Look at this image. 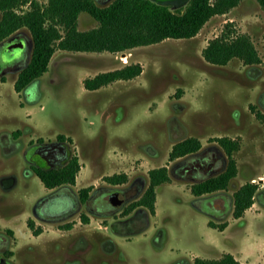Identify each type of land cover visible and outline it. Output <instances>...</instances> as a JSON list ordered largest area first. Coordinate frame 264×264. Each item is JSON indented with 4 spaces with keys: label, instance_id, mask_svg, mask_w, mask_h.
Returning a JSON list of instances; mask_svg holds the SVG:
<instances>
[{
    "label": "rangeland",
    "instance_id": "374dc122",
    "mask_svg": "<svg viewBox=\"0 0 264 264\" xmlns=\"http://www.w3.org/2000/svg\"><path fill=\"white\" fill-rule=\"evenodd\" d=\"M95 1L104 6L112 0ZM98 25L88 12L79 14L78 29ZM226 28L249 35L261 62H209L203 49ZM13 39L29 43V62L30 29L16 30L0 46ZM133 62L142 64L140 75L85 88V78ZM0 63V257L11 264H194L197 256L230 252L245 264H264V9L258 0H241L212 16L190 38L124 52L57 48L47 71L21 91L15 89L20 69ZM60 135L68 157L77 155L81 165L68 188L77 203L62 219L40 217L34 212L38 200L57 187L44 185L25 153L34 143ZM223 135L240 143L233 153L237 175L227 189L196 197L194 182L227 167L228 156L215 140ZM189 136L199 137L202 148L170 159L173 144ZM159 166L168 167L170 180L156 188L155 213L145 209L148 224L124 221L129 203L113 212L105 206L110 212L104 214L80 200L83 187L90 186V194L99 190L100 196L109 188L135 191L143 185L138 199L149 185V170ZM114 173L127 174V180L110 183L106 176ZM248 181L258 190L252 206L237 218L233 193ZM210 221L227 225L221 230Z\"/></svg>",
    "mask_w": 264,
    "mask_h": 264
},
{
    "label": "trees",
    "instance_id": "16d2710c",
    "mask_svg": "<svg viewBox=\"0 0 264 264\" xmlns=\"http://www.w3.org/2000/svg\"><path fill=\"white\" fill-rule=\"evenodd\" d=\"M241 0H189L186 6L172 8L171 5L153 0H112L107 5H99L95 0H48L42 4L38 0H0V42L22 27H28L32 34V54L29 63L20 71L15 89L21 91L35 78L48 69L51 57L57 48L75 51L124 52L137 46L161 42L168 38H190L195 36L204 24L214 15L229 11ZM264 9V0H258ZM27 6L26 8H24ZM83 11L93 16L99 25L89 30L78 29V17ZM204 57L214 64H227L239 58L246 64L261 62V56L252 39L246 33L224 29L221 35L211 39L203 49ZM143 66L140 62L125 64L122 67L102 71L84 79L85 88L95 90L120 79H131L140 75ZM59 138L65 140L64 135ZM215 140L225 150L228 164L225 170L215 176H208L194 182L191 191L196 197L228 188L237 175L238 166L233 155L239 149L238 140L227 136H217ZM202 142L197 136L183 138L173 144L170 159H177L198 152ZM81 168L77 155L68 157L62 165L33 166L35 173L47 188H69L76 183ZM110 183L127 180V174L114 173L106 176ZM149 185L143 194L125 209L130 213L136 207H144L155 213L156 188L170 180L167 166L149 170ZM90 186L79 190V197L85 202L90 197ZM258 185L252 181L242 184L233 193V215L241 217L254 203ZM86 222L88 217L82 215ZM29 226L38 234L40 228ZM212 227L223 230L209 222ZM69 223L65 227H71ZM194 264H245L233 253L226 252L220 258L195 257Z\"/></svg>",
    "mask_w": 264,
    "mask_h": 264
},
{
    "label": "flooded vegetation",
    "instance_id": "af4514ba",
    "mask_svg": "<svg viewBox=\"0 0 264 264\" xmlns=\"http://www.w3.org/2000/svg\"><path fill=\"white\" fill-rule=\"evenodd\" d=\"M22 39L17 40H9L7 41L5 44H3L2 46H0L2 48L1 52H0V61H2L4 64H8V66H10L13 69H20V71L29 63L26 61V55H27V51H28V47H29V43L27 45V43H25V46L21 52L20 55L17 56H13L15 54V52L13 51L15 49V47L18 45V43L21 41ZM9 49V50H8ZM12 56V57H11ZM4 58H7V60H5ZM1 63H0V67H1ZM64 150L65 151V155H62L60 158H55V159H46L43 155L44 152L48 151V156H50V154H52L51 152L53 150ZM26 158L27 160L30 162L31 167H32V171L35 173L33 166H38L36 165L37 161L36 159L39 158L41 159L47 166H58V165H62L68 158L69 152H68V147H67V143L65 142V140L58 138L56 141H51V142H43L40 144L34 143L33 145L29 146L26 149ZM51 158V157H50ZM143 190V185H139V187L135 190L132 191L131 190V186L128 187H124V188H109V191H104L106 193L101 194L100 196H97V191H95L93 194H90V197L84 202L86 204L87 207L91 208L92 210L96 209L101 213H108L109 209H104L103 207L108 206L112 212L113 210H116L115 207L113 206V202L117 201L118 199L121 200V206L125 203H129L131 204L133 201L137 200V196H139L141 194ZM145 191V190H144ZM120 193L121 195H119L118 199L115 200L114 198H112L113 194L116 193ZM65 195H70L75 202L77 203L76 197L74 196L73 193L68 191V188L66 187H59L57 188L54 192L41 197L35 208H34V212L39 215L40 217H47V215L49 216L48 218H53V219H62L64 217H67L71 214V210L67 209L63 212L60 213H56V214H47L44 213L42 208L47 205L49 203V201L55 197V196H65ZM100 198V200L97 203V199ZM127 204V205H129ZM120 206V208H121ZM110 212V211H109ZM146 210L144 207H136L134 208L130 214L124 219L125 222H129L131 221L134 224H148L149 220L148 218H145L144 214H145ZM144 224V225H145ZM11 264L7 259L0 257V264L4 263V264Z\"/></svg>",
    "mask_w": 264,
    "mask_h": 264
},
{
    "label": "water",
    "instance_id": "95a60500",
    "mask_svg": "<svg viewBox=\"0 0 264 264\" xmlns=\"http://www.w3.org/2000/svg\"><path fill=\"white\" fill-rule=\"evenodd\" d=\"M153 1H155L157 3H160V4L172 5V7H180V5H182L183 3L189 2V0H153ZM25 43H26V41H24V40H21L18 43V45L13 50L15 52V54L13 56H17V55L21 54V52H22V50H23V48L25 46ZM4 59L7 60V58H4ZM47 153H48V151L43 153L44 154L43 156L46 159L60 158L62 155H65V151L64 150L60 151L58 149L53 150L51 152L52 154H50V156H48ZM119 195H121L119 192L116 193V194H113L112 198L117 200L119 198L118 197ZM112 202H113V206L115 208L121 206V204H122L121 200H119V199L117 201L112 200ZM75 205H76V202L71 196H63V197L55 196L49 201V203L47 205H45L42 208V210H43L44 213L51 214V215L63 212L65 210H67V209H70L71 212H73L75 210ZM1 264H4V263H1Z\"/></svg>",
    "mask_w": 264,
    "mask_h": 264
},
{
    "label": "crops",
    "instance_id": "0c3cea01",
    "mask_svg": "<svg viewBox=\"0 0 264 264\" xmlns=\"http://www.w3.org/2000/svg\"><path fill=\"white\" fill-rule=\"evenodd\" d=\"M225 228H226V227H225ZM225 228H224V229H225ZM238 259H239V258H238ZM241 261H242V260H241Z\"/></svg>",
    "mask_w": 264,
    "mask_h": 264
}]
</instances>
